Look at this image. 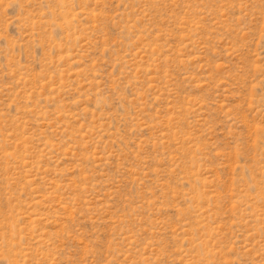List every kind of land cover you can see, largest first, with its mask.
<instances>
[{
	"label": "rangeland",
	"instance_id": "rangeland-1",
	"mask_svg": "<svg viewBox=\"0 0 264 264\" xmlns=\"http://www.w3.org/2000/svg\"><path fill=\"white\" fill-rule=\"evenodd\" d=\"M0 264H264V0H0Z\"/></svg>",
	"mask_w": 264,
	"mask_h": 264
}]
</instances>
